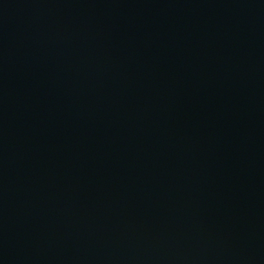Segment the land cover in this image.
I'll return each instance as SVG.
<instances>
[{
    "label": "water",
    "instance_id": "1",
    "mask_svg": "<svg viewBox=\"0 0 264 264\" xmlns=\"http://www.w3.org/2000/svg\"><path fill=\"white\" fill-rule=\"evenodd\" d=\"M0 264H264V0H0Z\"/></svg>",
    "mask_w": 264,
    "mask_h": 264
}]
</instances>
